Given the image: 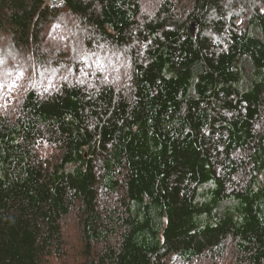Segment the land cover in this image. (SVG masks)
Instances as JSON below:
<instances>
[{
    "label": "trees",
    "instance_id": "1",
    "mask_svg": "<svg viewBox=\"0 0 264 264\" xmlns=\"http://www.w3.org/2000/svg\"><path fill=\"white\" fill-rule=\"evenodd\" d=\"M145 2L0 0L37 63L66 18L129 65L0 116V264H264V0Z\"/></svg>",
    "mask_w": 264,
    "mask_h": 264
},
{
    "label": "rangeland",
    "instance_id": "2",
    "mask_svg": "<svg viewBox=\"0 0 264 264\" xmlns=\"http://www.w3.org/2000/svg\"><path fill=\"white\" fill-rule=\"evenodd\" d=\"M145 1L146 4L150 2V0ZM46 2L51 4L52 1L46 0ZM53 25L58 27L54 28ZM44 32L45 51L52 53L44 58L43 64L37 63L35 57L29 56L28 52L18 53L13 50L9 46L7 35H0V116L16 114L21 99L28 89H36L41 94L45 89L47 91L55 89L62 82L83 81L86 86L94 87L99 82L125 81L128 77L129 65L124 55L103 44L89 46L85 42L84 31L78 25L72 26L68 19L52 21ZM57 49L59 51L55 53ZM81 57L86 58L81 59ZM100 66H103V71H100ZM20 71L24 73L22 78L18 77ZM63 230L72 257L69 260L72 261V249L76 250L81 245L78 239L80 232L74 216L64 220ZM54 264H63V261L56 260ZM168 264L236 263L234 258L227 254V257L221 261H211L203 257L191 263L172 260Z\"/></svg>",
    "mask_w": 264,
    "mask_h": 264
},
{
    "label": "snow or ice",
    "instance_id": "3",
    "mask_svg": "<svg viewBox=\"0 0 264 264\" xmlns=\"http://www.w3.org/2000/svg\"><path fill=\"white\" fill-rule=\"evenodd\" d=\"M53 27L55 28V27H58V25H53ZM94 55V54H93ZM86 57H81V59H85ZM98 63V62H97ZM104 69H103V66H100V71H103ZM53 71H55V70H53ZM81 71H83V70H81ZM85 75H87V73H84ZM23 75H24V73L22 72V71H20L19 73H18V77L19 78H22L23 77ZM64 79H67V77H63ZM81 83H83V81H80ZM45 91H47V89H45Z\"/></svg>",
    "mask_w": 264,
    "mask_h": 264
},
{
    "label": "built area",
    "instance_id": "4",
    "mask_svg": "<svg viewBox=\"0 0 264 264\" xmlns=\"http://www.w3.org/2000/svg\"><path fill=\"white\" fill-rule=\"evenodd\" d=\"M52 1V0H51ZM53 3V4H52ZM63 3V0H57L56 2H51V5H59V4H62Z\"/></svg>",
    "mask_w": 264,
    "mask_h": 264
},
{
    "label": "bare ground",
    "instance_id": "5",
    "mask_svg": "<svg viewBox=\"0 0 264 264\" xmlns=\"http://www.w3.org/2000/svg\"><path fill=\"white\" fill-rule=\"evenodd\" d=\"M53 2H56L57 0H52Z\"/></svg>",
    "mask_w": 264,
    "mask_h": 264
}]
</instances>
